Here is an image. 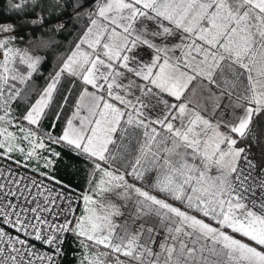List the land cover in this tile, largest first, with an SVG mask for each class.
I'll use <instances>...</instances> for the list:
<instances>
[{"label": "snow or ice", "instance_id": "snow-or-ice-1", "mask_svg": "<svg viewBox=\"0 0 264 264\" xmlns=\"http://www.w3.org/2000/svg\"><path fill=\"white\" fill-rule=\"evenodd\" d=\"M5 4L0 264H264V0Z\"/></svg>", "mask_w": 264, "mask_h": 264}, {"label": "trees", "instance_id": "trees-1", "mask_svg": "<svg viewBox=\"0 0 264 264\" xmlns=\"http://www.w3.org/2000/svg\"><path fill=\"white\" fill-rule=\"evenodd\" d=\"M5 8H6L5 0H0V12L5 10ZM61 175H63L68 180H72L73 183H77L80 180L79 176H73L70 172H65L64 170H61Z\"/></svg>", "mask_w": 264, "mask_h": 264}]
</instances>
